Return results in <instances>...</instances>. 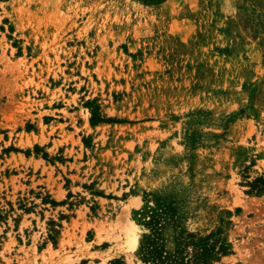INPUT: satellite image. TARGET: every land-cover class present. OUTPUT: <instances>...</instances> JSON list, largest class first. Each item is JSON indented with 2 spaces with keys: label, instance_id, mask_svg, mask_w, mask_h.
Instances as JSON below:
<instances>
[{
  "label": "rangeland",
  "instance_id": "rangeland-1",
  "mask_svg": "<svg viewBox=\"0 0 264 264\" xmlns=\"http://www.w3.org/2000/svg\"><path fill=\"white\" fill-rule=\"evenodd\" d=\"M260 177L264 0H0V264H264Z\"/></svg>",
  "mask_w": 264,
  "mask_h": 264
},
{
  "label": "trees",
  "instance_id": "trees-1",
  "mask_svg": "<svg viewBox=\"0 0 264 264\" xmlns=\"http://www.w3.org/2000/svg\"><path fill=\"white\" fill-rule=\"evenodd\" d=\"M106 120L110 119H103L99 114L95 113L94 109H92V116L90 118L91 125ZM258 180L261 181L262 186L258 187V190L256 189V191H264V178L260 177L256 181ZM252 187L253 186L251 185V188ZM149 212L150 214L146 217L148 220L145 222L149 231L143 234L139 246V254L145 264H188V262L193 264H205V259L210 253L212 255L214 253H226V247L213 233L205 237L193 235L192 233H187L184 237H182L183 235H179V237L182 238L178 243L179 246L173 252L168 253L165 250L162 225H160L157 214L154 213L155 211L153 209H150ZM145 216L146 214H144V217ZM59 226L60 225L56 224L53 220L49 223L48 239L55 240V235L59 233ZM184 238L186 239V242L191 241L193 246H195L194 252L189 256L185 253V246H187V244L184 242ZM217 241L219 245L217 251L214 252V244ZM110 264H123V261L122 259H113L110 261Z\"/></svg>",
  "mask_w": 264,
  "mask_h": 264
},
{
  "label": "bare ground",
  "instance_id": "bare-ground-1",
  "mask_svg": "<svg viewBox=\"0 0 264 264\" xmlns=\"http://www.w3.org/2000/svg\"><path fill=\"white\" fill-rule=\"evenodd\" d=\"M138 244V234L134 232L132 237V247L135 248V246Z\"/></svg>",
  "mask_w": 264,
  "mask_h": 264
}]
</instances>
